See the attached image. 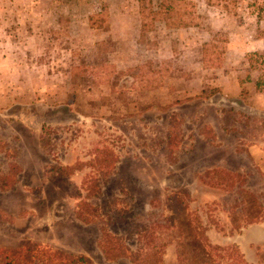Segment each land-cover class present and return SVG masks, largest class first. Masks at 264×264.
<instances>
[{
  "label": "rangeland",
  "instance_id": "obj_1",
  "mask_svg": "<svg viewBox=\"0 0 264 264\" xmlns=\"http://www.w3.org/2000/svg\"><path fill=\"white\" fill-rule=\"evenodd\" d=\"M159 1L0 0V252L264 264V0Z\"/></svg>",
  "mask_w": 264,
  "mask_h": 264
},
{
  "label": "trees",
  "instance_id": "obj_2",
  "mask_svg": "<svg viewBox=\"0 0 264 264\" xmlns=\"http://www.w3.org/2000/svg\"><path fill=\"white\" fill-rule=\"evenodd\" d=\"M207 5L210 4L209 0H206ZM157 10L162 15L161 22L165 29H179L182 26V21L179 16L178 11H175L173 8L169 7V0H160L157 4ZM88 23L90 28H98L94 25V22L92 21V18H88ZM152 26L148 22H142L140 24L139 33L142 37L145 32L148 30H151ZM141 68L136 69H128L126 72L129 77L136 78L137 74L136 71ZM160 83L154 84L153 87H159ZM257 86V83H256ZM213 92V91H212ZM79 217V215H78ZM81 218V217H79ZM188 228V226H187ZM188 231V230H187ZM191 232V230H190ZM188 233V232H186ZM189 234V233H188ZM192 234V233H190ZM192 238V237H191ZM118 241V238L108 234L104 233L102 235V239L100 241V250L105 258H112V259H118V258H125L126 253L124 251L120 250L121 244ZM22 253V249H16L14 251L8 252V251H1L0 252V264H22L23 261L19 259L20 254ZM139 256H141L139 259L142 261L143 264L144 261H148L149 264H155L154 262L158 259L155 255V252L152 251H143L141 252ZM31 256V255H30ZM33 256V255H32ZM31 256V257H32ZM33 258V257H32ZM82 258L78 257L75 258L72 263L81 262ZM131 262L134 263V261L131 259Z\"/></svg>",
  "mask_w": 264,
  "mask_h": 264
}]
</instances>
